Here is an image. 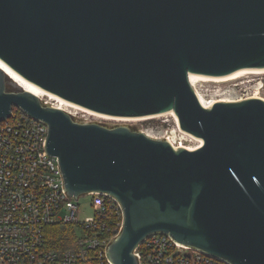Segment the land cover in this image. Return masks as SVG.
<instances>
[{"label":"water","instance_id":"95a60500","mask_svg":"<svg viewBox=\"0 0 264 264\" xmlns=\"http://www.w3.org/2000/svg\"><path fill=\"white\" fill-rule=\"evenodd\" d=\"M0 61L98 114L173 111L202 140L189 149L80 122L0 66V124L13 107L43 121L68 195L120 202L113 264H139L135 249L155 233L231 264H264V98L207 106L190 78L264 69V0H0Z\"/></svg>","mask_w":264,"mask_h":264},{"label":"built area","instance_id":"2783aa9c","mask_svg":"<svg viewBox=\"0 0 264 264\" xmlns=\"http://www.w3.org/2000/svg\"><path fill=\"white\" fill-rule=\"evenodd\" d=\"M40 98L73 116L78 113L59 97ZM174 121L165 135L174 146L202 144L180 129L175 116ZM48 131L46 123L19 107L0 124V264H113L107 247L123 226V208L113 195L92 192L79 199L90 198L93 218L79 219V199L68 195L59 159L47 152ZM58 224L75 225V232L84 234H76L75 247H49V228ZM135 254L139 264H231L163 233L148 236Z\"/></svg>","mask_w":264,"mask_h":264},{"label":"rangeland","instance_id":"374dc122","mask_svg":"<svg viewBox=\"0 0 264 264\" xmlns=\"http://www.w3.org/2000/svg\"><path fill=\"white\" fill-rule=\"evenodd\" d=\"M197 89L208 100H239L255 95L264 98V71L250 72L241 77L226 81L200 80L197 83ZM74 117L80 122H100L107 126L127 125L143 131L154 138H165L166 130L172 128L175 124L174 116L170 113L159 115L151 121L144 119L123 120L105 118L82 110H78V113ZM78 204L81 209L79 219L81 221L91 220L93 218V208L90 198H81ZM71 226L76 228L75 225ZM76 234L78 237L84 235L81 231H78Z\"/></svg>","mask_w":264,"mask_h":264},{"label":"bare ground","instance_id":"6f19581e","mask_svg":"<svg viewBox=\"0 0 264 264\" xmlns=\"http://www.w3.org/2000/svg\"><path fill=\"white\" fill-rule=\"evenodd\" d=\"M0 66L2 68H4L15 80H17L18 83H20L25 89L27 90H30L32 91L33 93L37 94L39 97H45V98H49V99H55L57 96L35 86L34 84L26 81L24 78H22L19 74H17L16 72H14L13 70H11L10 68H8L5 64H3L1 61H0ZM260 71H264V69H245V70H240V71H237L235 73H232L230 75H227V76H223V77H206V76H201V75H193L191 74L190 75V78H191V82L194 84V86H197V83L200 81V80H213V81H226V80H231V79H235V78H238V77H241L247 73H250V72H260ZM198 92V90H197ZM201 100L203 101V103L205 105H210L212 104L214 101H216L215 99H212V100H208L204 97V95L199 91L198 92ZM255 96H258V95H255ZM218 100V99H217ZM67 106L71 107V108H76V109H79V110H82V111H89L90 113H94L95 115L97 116H100V117H105V118H115V119H123V120H137V119H144V118H120V117H110V116H105V115H102V114H98V113H95V112H92L90 110H86L85 108H82L78 105H75L73 103H70L67 101ZM172 115H174L173 111H170L168 112ZM175 116V115H174ZM175 118L177 119V117L175 116ZM202 142V140H200Z\"/></svg>","mask_w":264,"mask_h":264},{"label":"trees","instance_id":"16d2710c","mask_svg":"<svg viewBox=\"0 0 264 264\" xmlns=\"http://www.w3.org/2000/svg\"><path fill=\"white\" fill-rule=\"evenodd\" d=\"M155 118L145 119L146 121ZM49 247L53 249L73 248L77 244L76 232L71 225H54L49 228Z\"/></svg>","mask_w":264,"mask_h":264}]
</instances>
